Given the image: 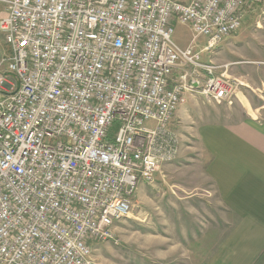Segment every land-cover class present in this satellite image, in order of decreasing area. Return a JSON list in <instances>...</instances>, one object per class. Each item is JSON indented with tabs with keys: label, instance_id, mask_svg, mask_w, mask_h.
Listing matches in <instances>:
<instances>
[{
	"label": "built area",
	"instance_id": "1",
	"mask_svg": "<svg viewBox=\"0 0 264 264\" xmlns=\"http://www.w3.org/2000/svg\"><path fill=\"white\" fill-rule=\"evenodd\" d=\"M262 2L0 0V264H95L92 243L178 153L188 93L233 103L241 82L203 54Z\"/></svg>",
	"mask_w": 264,
	"mask_h": 264
},
{
	"label": "rangeland",
	"instance_id": "2",
	"mask_svg": "<svg viewBox=\"0 0 264 264\" xmlns=\"http://www.w3.org/2000/svg\"><path fill=\"white\" fill-rule=\"evenodd\" d=\"M174 29L176 42L188 46L194 38L189 25L174 22ZM195 43L200 49L207 39ZM0 46L6 47L1 34ZM203 60L217 66V74L241 82L233 103L188 93L171 126L178 153L163 162L150 182H141L131 213L115 227L116 237L92 243L95 264H201L227 231L213 207V193L209 201L214 190L206 176L209 159L201 154L196 132L205 122L243 118L252 114V105L264 104V2Z\"/></svg>",
	"mask_w": 264,
	"mask_h": 264
},
{
	"label": "crops",
	"instance_id": "3",
	"mask_svg": "<svg viewBox=\"0 0 264 264\" xmlns=\"http://www.w3.org/2000/svg\"><path fill=\"white\" fill-rule=\"evenodd\" d=\"M196 134L209 159V201L213 193L228 225L201 264H264V104L243 118L205 122Z\"/></svg>",
	"mask_w": 264,
	"mask_h": 264
},
{
	"label": "water",
	"instance_id": "4",
	"mask_svg": "<svg viewBox=\"0 0 264 264\" xmlns=\"http://www.w3.org/2000/svg\"><path fill=\"white\" fill-rule=\"evenodd\" d=\"M0 55H1V50H0Z\"/></svg>",
	"mask_w": 264,
	"mask_h": 264
}]
</instances>
